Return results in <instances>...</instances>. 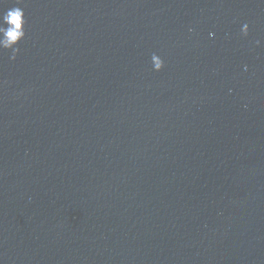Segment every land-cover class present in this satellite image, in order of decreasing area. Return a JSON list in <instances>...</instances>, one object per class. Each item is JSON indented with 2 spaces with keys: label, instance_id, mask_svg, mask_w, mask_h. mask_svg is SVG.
<instances>
[{
  "label": "water",
  "instance_id": "1",
  "mask_svg": "<svg viewBox=\"0 0 264 264\" xmlns=\"http://www.w3.org/2000/svg\"><path fill=\"white\" fill-rule=\"evenodd\" d=\"M14 6L0 264H264V0Z\"/></svg>",
  "mask_w": 264,
  "mask_h": 264
},
{
  "label": "clouds",
  "instance_id": "2",
  "mask_svg": "<svg viewBox=\"0 0 264 264\" xmlns=\"http://www.w3.org/2000/svg\"><path fill=\"white\" fill-rule=\"evenodd\" d=\"M21 0H16L17 5ZM25 13L21 7L14 6L0 12V49L10 50L14 59L19 51L17 45L25 37ZM241 29L243 35H247V24ZM191 31V29H189ZM257 43H259L257 41ZM152 59L155 61L154 71H159L163 67L161 58L157 59L154 54Z\"/></svg>",
  "mask_w": 264,
  "mask_h": 264
}]
</instances>
